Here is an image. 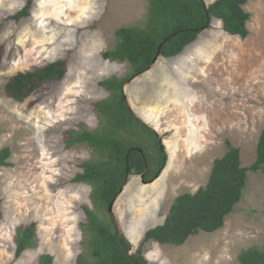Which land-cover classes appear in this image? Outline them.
Segmentation results:
<instances>
[{
  "label": "rangeland",
  "instance_id": "374dc122",
  "mask_svg": "<svg viewBox=\"0 0 264 264\" xmlns=\"http://www.w3.org/2000/svg\"><path fill=\"white\" fill-rule=\"evenodd\" d=\"M25 2L0 0V150L10 149V165L0 167V264H37L43 254L52 256V264H80L91 259L82 208L97 207L91 185L73 178L92 151L85 144L67 147V131L98 127L94 104L108 96L99 82L131 70L127 62L105 60L101 53L114 47L117 28L143 26L147 2L33 0L28 17L9 19ZM243 8L251 14L245 39L227 34L217 18L198 35L204 43L213 42L209 62L205 52L206 58L194 54L204 72V78L195 77L199 82L185 75L194 74L196 64L187 69L183 58L158 56L151 68L123 85L135 115L146 112L161 123L167 154L157 179L144 183L140 175L130 174L114 201L111 216L132 251L147 229L164 221L179 193L205 186L214 159L226 150V139L240 149L242 166L255 160L264 127V0H250ZM57 59L66 60L62 80L23 101L6 95L4 86L12 75ZM169 84L174 95L166 90ZM169 96L181 105L195 97L194 104L182 114L170 100L163 103ZM151 102L159 104L153 112L144 109ZM193 117L196 124L188 126ZM31 223L35 246L16 257L17 228ZM252 246H264L262 171L247 173L242 198L223 227L200 231L179 246L149 240L143 254L149 264H237L240 252Z\"/></svg>",
  "mask_w": 264,
  "mask_h": 264
},
{
  "label": "trees",
  "instance_id": "16d2710c",
  "mask_svg": "<svg viewBox=\"0 0 264 264\" xmlns=\"http://www.w3.org/2000/svg\"><path fill=\"white\" fill-rule=\"evenodd\" d=\"M250 0H146L143 26H122L115 30V45L101 53L105 60L127 62L130 73L109 77L99 82L108 96L94 104L99 115L96 129L68 130L67 147L85 144L92 157L81 163L82 171L73 181L91 185V200L97 209L108 214L104 218L97 209L82 208L85 221V247L91 259L80 264H149L143 246L149 240L174 246L182 245L200 231L215 232L223 227L225 217L234 211L246 187L249 171L264 173V127L256 144V157L249 166L241 165L240 149L225 140L224 154L214 159L205 186L195 192H181L172 201L164 221L144 232L138 247L119 234L109 204L119 193L126 173L140 175L145 182L157 179L167 163L162 138L129 108L123 84L147 69L154 57H172L196 40L211 26L213 18L222 22V29L245 39L251 14L243 8ZM33 0L9 16L20 20L28 17ZM66 60L57 59L31 71L17 72L4 86L6 95L15 101L46 84L63 79ZM10 149L0 150V167L9 166ZM15 256L36 243L35 224L18 227ZM37 264H52V256L43 254ZM237 264H264V246L249 247L240 252Z\"/></svg>",
  "mask_w": 264,
  "mask_h": 264
},
{
  "label": "crops",
  "instance_id": "0c3cea01",
  "mask_svg": "<svg viewBox=\"0 0 264 264\" xmlns=\"http://www.w3.org/2000/svg\"><path fill=\"white\" fill-rule=\"evenodd\" d=\"M222 23V22H221ZM209 29V28H208ZM201 33V32H200ZM199 33V34H200ZM198 34V35H199ZM228 34V33H227ZM233 36V35H232ZM202 38L203 37H201L200 39L198 38V36H197V38H196V40L195 41H193L192 43H190L189 45H187L183 50H182V52L181 53H179L178 55H176V56H172V57H164V58H167V59H174V58H178L179 57V59H181V58H183V59H185L184 60V62H187V65H186V67H187V69H189L191 66L193 67V65H195L196 64V66H195V68H194V74H191V75H189L188 73L186 74L185 73V75H187V77H190V78H193L194 80H195V82H199V81H197L196 80V78L195 77H201V76H203V78H204V75H202V74H204V72H202L203 70H201V69H203V68H201L202 67V65H197L198 63L197 62H200V61H197V62H194L193 61V59L195 58V55L194 54H196V58H206V56H204V54H203V52H205V55H207V61L209 62V56H210V52L208 51V48L209 47H211V46H213V42H211L210 44L208 43V42H203V40H202ZM206 47V48H205ZM207 49V50H206ZM203 51V52H202ZM162 57V56H161ZM193 57V58H192ZM202 63H204V62H202ZM152 66V65H151ZM151 68V67H150ZM148 70V69H147ZM176 70V69H175ZM193 70V69H192ZM177 72H179L180 70H176ZM181 72V71H180ZM142 73H144V71L142 72ZM141 74V73H140ZM200 75V76H199ZM169 89H167L166 88V90H169V93H170V95H174V91H173V88H172V86H171V84H169ZM169 93H167V94H169ZM200 96H201V93H200ZM170 98H163L162 100H163V103L165 104V102L167 101V100H170L171 101V104H175L178 108H179V110H180V112L182 113V114H184V112H185V109L187 108V110H188V104H190V106H193V100H194V98L193 99H187L186 100V103L185 104H183V105H181V103H178L175 99H174V96H169ZM202 97V96H201ZM165 101V102H164ZM176 102V103H175ZM209 103V102H208ZM127 104H128V106H129V108L131 109V111L134 113V109H132L131 107H130V105H129V103H128V101H127ZM156 104V105H155ZM155 104H153L152 102L149 104V105H147V107H145L144 109H147L149 112H153V109H156L157 108V106L159 105L158 103H156L155 102ZM164 104H162V106L164 105ZM164 107V106H163ZM135 114V113H134ZM142 116L140 117V116H137L138 118H140L147 126H149L152 130H154L158 135H159V132L161 131V129H160V127L162 126L161 125V123L159 122V120L157 119V118H153V117H150V115L148 114H146V112L143 114H141ZM150 117V118H149ZM151 118H152V120H151ZM188 118H190V116L188 117L187 116V119ZM196 123H195V119H194V117L192 118V119H190V121L189 122H187V125L188 126H194ZM159 127V128H158Z\"/></svg>",
  "mask_w": 264,
  "mask_h": 264
},
{
  "label": "water",
  "instance_id": "95a60500",
  "mask_svg": "<svg viewBox=\"0 0 264 264\" xmlns=\"http://www.w3.org/2000/svg\"><path fill=\"white\" fill-rule=\"evenodd\" d=\"M158 56H159V52H158L157 55L154 57V59L152 60V62L148 65L147 69H149V68L151 67V65L156 61V59H157ZM147 69H146V70H147ZM146 70H144V71H146ZM132 78H133V77H132ZM132 78H130V80H131ZM123 85H124V84H123ZM122 89H123V87H122ZM128 176H129V173H128V171H127L126 176H125V179H124V182H123V185L121 186V189H120L119 193L123 190L124 185L127 183V181H128ZM142 181H143L144 183H151V182L154 181V180H151V181H149V182H145V181L142 179ZM119 193H118V194H119ZM118 194H117V195H118ZM116 197H117V196H116ZM116 197L114 198V200H113V201L109 204V206H108V212H109L110 215H113V213H112V207H113V204H114V201H115Z\"/></svg>",
  "mask_w": 264,
  "mask_h": 264
}]
</instances>
